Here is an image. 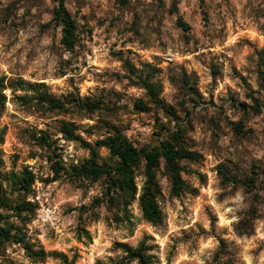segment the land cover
Segmentation results:
<instances>
[{
	"label": "rangeland",
	"instance_id": "rangeland-1",
	"mask_svg": "<svg viewBox=\"0 0 264 264\" xmlns=\"http://www.w3.org/2000/svg\"><path fill=\"white\" fill-rule=\"evenodd\" d=\"M57 5L0 0V79L7 97L0 113V226H13L34 251L63 253L75 264H112L123 255L117 242L143 240L152 264H264V0H66L79 22L73 50L53 22ZM129 63L137 74H153L162 87L160 104ZM42 94L67 108H49ZM86 97L101 99L100 108L75 104ZM139 100L146 110L136 107ZM64 122L75 123L99 162L111 164L115 157L97 140L122 133L141 147L181 128L184 146L200 155L181 161L183 179L197 192L174 195L161 159L163 222H148L138 199L129 206L131 221L116 222L121 199L108 203L105 177L76 176L73 167L91 155L64 138ZM43 134L51 147L39 140ZM58 155L65 170L57 174ZM25 169L36 175L27 197L36 207L27 221L12 210L24 197L18 180ZM144 169L143 162L137 197ZM221 170L239 179L255 176V185L226 182ZM29 253L15 238L0 236V264H63L59 256L41 260Z\"/></svg>",
	"mask_w": 264,
	"mask_h": 264
},
{
	"label": "trees",
	"instance_id": "trees-1",
	"mask_svg": "<svg viewBox=\"0 0 264 264\" xmlns=\"http://www.w3.org/2000/svg\"><path fill=\"white\" fill-rule=\"evenodd\" d=\"M129 0H121L122 4H127ZM57 25L61 27L62 42L66 49L73 50L78 42L79 37V22L72 16L71 12L66 6V0H58V5L54 9V19ZM185 28H188L183 21H179ZM50 25V24H48ZM151 67V65H148ZM130 71L139 78V82L148 91L150 98L156 104H160V94L162 87L158 82L152 80L153 74L149 71H144L139 74L136 73L133 65L129 63ZM152 70V67H151ZM190 85V83H188ZM190 85V89H192ZM6 89L5 81L0 79V113L6 104V95L3 91ZM42 102H46L51 109H66L67 103L64 100L50 97L46 94L40 96ZM101 99L91 100L90 98L75 99V104L80 106L84 105L91 110L100 108ZM257 107L260 103H257ZM136 107L140 110H146L145 103L139 100ZM170 114L173 110L169 109ZM235 128L240 132H244L241 123H236ZM63 136L68 141L80 142L89 149L90 155L86 157L80 165L73 167L76 176L97 181L102 177L106 178L104 195L111 206L119 205L118 198L122 202L123 214L116 213L114 219L116 222L131 221V213L129 206L138 199L143 217L153 225H159L164 220V213L159 205L158 198L162 192L161 186L157 179V169L160 166L161 159L165 161V169L168 172L171 182L172 191L176 196H180L183 192H197L195 187L186 183L182 176L181 161L183 160H198L200 155L184 146L181 128L168 134L166 139L161 140L156 144H144L137 147L126 135L122 133H115L109 135L104 139L96 141L97 146H106L112 155L115 157V163H100L99 153L97 148L92 146L89 142L85 141L78 132V127L75 123L64 122L61 127ZM48 135L43 134L40 141L51 147L48 140ZM4 141V133L0 131V143ZM57 154V153H56ZM59 160L54 163V169L58 174L61 170H65L61 155ZM52 158V157H50ZM145 164L144 169V184L141 189L140 195L138 194L137 177L139 176L138 170L142 163ZM223 180L237 185H245L253 187L255 185V176H250L246 179H239L237 176L230 175L226 170H221ZM36 180V175L31 170L25 169L22 176L18 180V188L24 192L23 200L12 210L16 213L18 218L23 221L28 220V213H32L36 207L34 203L27 200L29 194L33 192L32 185ZM50 180L51 179H46ZM104 198H97L96 202L101 203ZM121 208V207H120ZM13 226L5 225L0 226V236L4 240H11L15 238L17 242L23 243L26 249L30 252L31 257L36 256L41 260H45L50 255L59 256L63 264H75L74 260H69L67 255L57 252H47L45 249L33 250V246L26 242L25 235L20 233H13ZM87 236L90 233L84 230ZM13 233V234H12ZM115 246L120 249L123 255L117 260H113L112 264H130L137 261L138 264H152V254L150 246L145 240L141 241L137 246H132L128 243L117 242ZM96 264H104L97 261Z\"/></svg>",
	"mask_w": 264,
	"mask_h": 264
},
{
	"label": "built area",
	"instance_id": "built-area-1",
	"mask_svg": "<svg viewBox=\"0 0 264 264\" xmlns=\"http://www.w3.org/2000/svg\"><path fill=\"white\" fill-rule=\"evenodd\" d=\"M167 59L170 61H172L174 59V56L172 55V53H169V55L167 56Z\"/></svg>",
	"mask_w": 264,
	"mask_h": 264
}]
</instances>
